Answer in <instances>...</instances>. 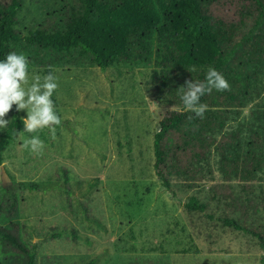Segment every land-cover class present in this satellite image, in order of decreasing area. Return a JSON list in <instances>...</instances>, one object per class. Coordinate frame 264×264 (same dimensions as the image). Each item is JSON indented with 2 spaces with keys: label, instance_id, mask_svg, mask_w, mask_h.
Returning a JSON list of instances; mask_svg holds the SVG:
<instances>
[{
  "label": "rangeland",
  "instance_id": "1",
  "mask_svg": "<svg viewBox=\"0 0 264 264\" xmlns=\"http://www.w3.org/2000/svg\"><path fill=\"white\" fill-rule=\"evenodd\" d=\"M259 1L203 3L211 22L226 32L222 46L229 56L226 68H233L228 75L239 81L237 88L228 81L237 98L210 92L208 102L219 114L215 124L221 123L213 132L192 137L182 127L169 133L171 151L163 167L169 189L155 174L152 140L159 120L181 105L179 91L162 82L155 60H120L100 71L78 47L26 45L24 36L36 28L64 29L82 0L22 1L15 24L20 39L10 46L29 61V85L36 75L56 77L51 99L61 125L54 137L49 128L24 133L43 141L38 153L23 148L19 134L3 149L1 164L11 183L3 187L0 179V226L15 222L10 229L34 252L36 264H260L264 249L256 238L219 220L233 217L249 228L264 223V0ZM165 39L155 36L153 49ZM19 112L26 117V109ZM256 161L258 169L247 176L244 168ZM19 181L39 187L19 190L12 185ZM190 196L206 209L187 212ZM0 262L22 264L24 255L0 243Z\"/></svg>",
  "mask_w": 264,
  "mask_h": 264
},
{
  "label": "trees",
  "instance_id": "2",
  "mask_svg": "<svg viewBox=\"0 0 264 264\" xmlns=\"http://www.w3.org/2000/svg\"><path fill=\"white\" fill-rule=\"evenodd\" d=\"M22 1L10 0L4 4L0 3V60H4L7 54L12 52L10 43L20 39L15 24L16 13L21 9ZM207 1L209 0H82L81 7L71 11L66 18L64 29L46 31L36 28L23 38L26 45H36L39 48L67 50L78 47L81 52L90 55L100 71L120 60H155L154 63L160 67V74L163 76L162 82L170 83L179 91L177 97L181 105V109L170 111L159 120L158 129L153 134V167L166 189H169L170 183L163 167L171 151L169 133L189 127L188 131L192 137H201L204 132H213L216 126L221 125L219 122L215 124L219 114L218 110L212 108V102H208L210 92L201 97L200 103L207 105V109L202 117H197L195 113L184 110L180 87L186 86L187 80L205 81L209 67L220 72L235 88L239 85L236 76L228 75L227 70L232 67L226 68L229 56L225 54L222 46L226 32L211 22L203 6ZM159 35L165 36L166 39L161 42L159 48L153 49V39ZM234 92L217 91L220 96L231 100L237 98V90ZM16 107L13 105L8 113L7 120L10 122L7 128L0 131V164L3 149L24 128ZM56 113L59 115L57 111ZM261 115L263 117L264 112ZM262 130L264 131V127ZM247 155L254 156L249 150ZM225 161V156L220 154L219 162ZM258 167L256 161L251 169L244 168L243 172L251 176ZM12 185L19 190L28 191L37 190L39 187L37 183L21 181L12 182ZM13 206L14 204L10 203L7 207L11 210ZM184 208L187 212L204 211L206 206L195 196H190L184 203ZM219 220L223 226L249 233L256 238L258 246L264 249V223L261 227L249 228L233 217L221 216ZM10 227H15V222L9 221L8 225L0 226V243L21 252L24 255L22 264H36L34 252L26 248ZM259 263L264 264V255L260 257ZM87 264H94V259L89 260Z\"/></svg>",
  "mask_w": 264,
  "mask_h": 264
},
{
  "label": "clouds",
  "instance_id": "3",
  "mask_svg": "<svg viewBox=\"0 0 264 264\" xmlns=\"http://www.w3.org/2000/svg\"><path fill=\"white\" fill-rule=\"evenodd\" d=\"M28 59L23 53L10 52L4 60H0V128H7L9 120L5 117L16 105V110H27L22 118L24 128L19 131L23 141L22 147L33 153L43 149V141L38 136L25 137L24 133H34L43 128H49L53 137L55 127L61 124V118L56 113L54 101L51 99L57 89L56 77L51 73L41 77L34 76L33 82L28 81ZM186 86L180 87L181 100L185 111L193 112L202 117L207 105L200 99L212 89L217 91L230 90L229 82L215 68L209 67L205 81L187 80ZM169 110H178L174 105Z\"/></svg>",
  "mask_w": 264,
  "mask_h": 264
},
{
  "label": "water",
  "instance_id": "4",
  "mask_svg": "<svg viewBox=\"0 0 264 264\" xmlns=\"http://www.w3.org/2000/svg\"><path fill=\"white\" fill-rule=\"evenodd\" d=\"M0 171H1V175H0L1 184L3 187H6L8 184L11 183V180L5 168L3 167V164H0Z\"/></svg>",
  "mask_w": 264,
  "mask_h": 264
}]
</instances>
